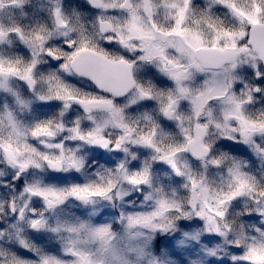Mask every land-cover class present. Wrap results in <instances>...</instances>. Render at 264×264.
Returning <instances> with one entry per match:
<instances>
[{"label":"clouds","instance_id":"clouds-1","mask_svg":"<svg viewBox=\"0 0 264 264\" xmlns=\"http://www.w3.org/2000/svg\"><path fill=\"white\" fill-rule=\"evenodd\" d=\"M0 264H264V0H0Z\"/></svg>","mask_w":264,"mask_h":264},{"label":"snow or ice","instance_id":"snow-or-ice-1","mask_svg":"<svg viewBox=\"0 0 264 264\" xmlns=\"http://www.w3.org/2000/svg\"><path fill=\"white\" fill-rule=\"evenodd\" d=\"M250 19H251V17H250ZM252 22H253V23H257V21H255L254 19L252 20Z\"/></svg>","mask_w":264,"mask_h":264}]
</instances>
